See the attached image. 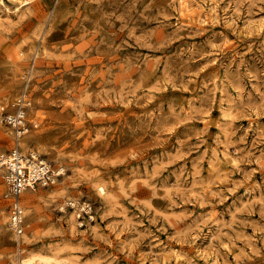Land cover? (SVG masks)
<instances>
[{
  "label": "rangeland",
  "instance_id": "obj_1",
  "mask_svg": "<svg viewBox=\"0 0 264 264\" xmlns=\"http://www.w3.org/2000/svg\"><path fill=\"white\" fill-rule=\"evenodd\" d=\"M182 1L0 2V153L59 169L19 248L0 168V264H264V0Z\"/></svg>",
  "mask_w": 264,
  "mask_h": 264
},
{
  "label": "built area",
  "instance_id": "obj_2",
  "mask_svg": "<svg viewBox=\"0 0 264 264\" xmlns=\"http://www.w3.org/2000/svg\"><path fill=\"white\" fill-rule=\"evenodd\" d=\"M25 112L24 99L17 101L12 111L6 110L0 102V122L13 129L17 140L28 130ZM0 168L5 171L4 177L8 184L9 225L21 248L25 235V212L21 203V195L29 187L54 182L59 175V169L39 158L33 151L24 153L18 144L0 153Z\"/></svg>",
  "mask_w": 264,
  "mask_h": 264
},
{
  "label": "bare ground",
  "instance_id": "obj_3",
  "mask_svg": "<svg viewBox=\"0 0 264 264\" xmlns=\"http://www.w3.org/2000/svg\"><path fill=\"white\" fill-rule=\"evenodd\" d=\"M27 1V0H26ZM41 1H47V0H34V3H33V6L35 5L36 7L38 6L39 7V4H40V2ZM213 1V0H212ZM0 2H5V0H0ZM21 2V1H20ZM31 2V1H30ZM4 4V3H3ZM30 5V4H29ZM30 8H31V6H29ZM196 8V7H195ZM33 10V9H32ZM180 14H182V16H185V17H194L195 15H200V12L198 11V8H197V10L196 9H193V6H192V4L189 2V1H187V0H183L182 1V6H181V13ZM196 17V16H195ZM189 19V18H188ZM191 19V18H190ZM28 101V100H27ZM26 102V100L24 101V103ZM223 153V152H222ZM214 154V153H213ZM217 154V153H216ZM215 154V155H216ZM223 155H225V154H223ZM222 155V156H223ZM217 156L219 157V155L217 154ZM227 156V155H226ZM229 156H230V154H229ZM213 157V156H212ZM214 158V157H213ZM220 158V157H219ZM212 161V159L210 160V162ZM233 161V160H232ZM209 162V163H210ZM216 162H218V161H216ZM219 163V162H218ZM210 164H214L213 162L212 163H210ZM223 164H224V162H223ZM215 165H216V163H215ZM213 166V165H212ZM222 166V165H221ZM226 166V165H225ZM224 168V167H223ZM2 170V169H1ZM63 170H64V168H63ZM210 170V169H209ZM217 170V169H216ZM2 172H4V174H5V171L4 170H2ZM1 172V173H2ZM225 173V172H224ZM223 173V174H224ZM227 173V172H226ZM229 175V174H228ZM226 176V175H225ZM214 182H216V181H214ZM220 186V185H219ZM24 191H26V190H24ZM102 191H103V188H102ZM64 208V207H63ZM76 210V209H75ZM76 211H78V210H76ZM79 212V211H78ZM93 217V216H92ZM89 218H90V216H89ZM73 221V220H72ZM75 222V221H74ZM8 226V225H7ZM14 234V233H13ZM27 235V234H26ZM25 237H27V236H25ZM24 237V238H25ZM16 241H17V239H16ZM19 255H20V253H19ZM35 256H37V254L36 255H32V253L31 254H26L23 258H20L19 259V261H20V264H33L34 262H35V259H36V257ZM41 256V255H40ZM41 258V257H40ZM37 259H39V258H37ZM42 259V258H41ZM40 260V259H39ZM43 260H45V259H43ZM46 261V260H45ZM44 261V262H45ZM44 264V263H43Z\"/></svg>",
  "mask_w": 264,
  "mask_h": 264
}]
</instances>
